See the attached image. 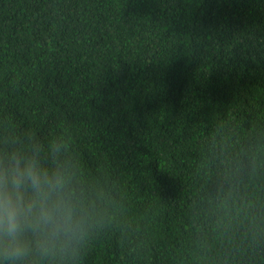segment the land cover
Listing matches in <instances>:
<instances>
[{
  "label": "trees",
  "instance_id": "obj_1",
  "mask_svg": "<svg viewBox=\"0 0 264 264\" xmlns=\"http://www.w3.org/2000/svg\"><path fill=\"white\" fill-rule=\"evenodd\" d=\"M7 124L100 191L79 264H264V0H0Z\"/></svg>",
  "mask_w": 264,
  "mask_h": 264
},
{
  "label": "clouds",
  "instance_id": "obj_2",
  "mask_svg": "<svg viewBox=\"0 0 264 264\" xmlns=\"http://www.w3.org/2000/svg\"><path fill=\"white\" fill-rule=\"evenodd\" d=\"M72 145L65 132L0 126V264H79L101 193Z\"/></svg>",
  "mask_w": 264,
  "mask_h": 264
}]
</instances>
